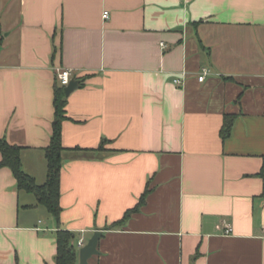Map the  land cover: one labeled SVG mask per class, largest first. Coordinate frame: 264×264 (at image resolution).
Instances as JSON below:
<instances>
[{"label":"crops","instance_id":"0c3cea01","mask_svg":"<svg viewBox=\"0 0 264 264\" xmlns=\"http://www.w3.org/2000/svg\"><path fill=\"white\" fill-rule=\"evenodd\" d=\"M56 68L59 220L0 168V264H55L59 230L79 264L97 229L89 264H264V0H0V139L37 185Z\"/></svg>","mask_w":264,"mask_h":264},{"label":"trees","instance_id":"16d2710c","mask_svg":"<svg viewBox=\"0 0 264 264\" xmlns=\"http://www.w3.org/2000/svg\"><path fill=\"white\" fill-rule=\"evenodd\" d=\"M67 97L64 94V87H61L55 77L54 84V119L52 122V132L49 145L44 149V157L47 163L46 181L42 185H37L32 177L27 175L21 167L20 152L21 147L11 145L7 141L0 139V168L6 167L10 169L16 180L17 189L32 194L38 205H42L56 220H59L61 207L60 198V171L62 166V153L65 149L62 146V123L66 120L65 107ZM233 116L225 115L223 125L220 131L222 140L226 139L231 132ZM103 140L97 149L103 150L105 144ZM80 149H71L78 151ZM149 190L140 196L137 205L126 211L123 217L114 222L110 227L117 228L125 224L133 213L138 212L140 207L145 204ZM74 236L69 231L59 230L56 232V254L54 258L55 264H75L77 260V250L72 245Z\"/></svg>","mask_w":264,"mask_h":264},{"label":"water","instance_id":"95a60500","mask_svg":"<svg viewBox=\"0 0 264 264\" xmlns=\"http://www.w3.org/2000/svg\"><path fill=\"white\" fill-rule=\"evenodd\" d=\"M79 81L71 78L69 83L64 87V94L68 97L71 93H73L76 89L79 88ZM105 229H97L94 231L93 235L86 242V244L81 247L78 251V260L79 264H89V260L98 255V242Z\"/></svg>","mask_w":264,"mask_h":264},{"label":"built area","instance_id":"2783aa9c","mask_svg":"<svg viewBox=\"0 0 264 264\" xmlns=\"http://www.w3.org/2000/svg\"><path fill=\"white\" fill-rule=\"evenodd\" d=\"M103 18L104 19L108 18V12L107 11H105L103 13ZM162 47H164V46L162 45ZM208 73H209L208 69H206V68L202 69L200 75L197 78L198 81L203 82L205 80V77L208 75ZM55 75H56V79H57L59 85L61 87H65L69 83L70 79L72 78L73 71H72V69H69V68H56ZM182 75L185 77V73H182ZM173 84L176 86L182 85L183 80L175 78V79H173ZM230 231H231V228L227 226L224 232H225V234H228ZM83 246H84V243L82 240H80L78 242V248H81Z\"/></svg>","mask_w":264,"mask_h":264}]
</instances>
